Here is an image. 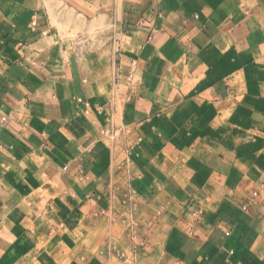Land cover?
Returning <instances> with one entry per match:
<instances>
[{
	"label": "crops",
	"instance_id": "0c3cea01",
	"mask_svg": "<svg viewBox=\"0 0 264 264\" xmlns=\"http://www.w3.org/2000/svg\"><path fill=\"white\" fill-rule=\"evenodd\" d=\"M0 264H264V0H0Z\"/></svg>",
	"mask_w": 264,
	"mask_h": 264
}]
</instances>
